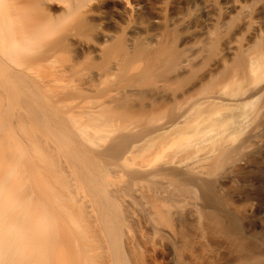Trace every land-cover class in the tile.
Masks as SVG:
<instances>
[{
  "label": "bare ground",
  "instance_id": "1",
  "mask_svg": "<svg viewBox=\"0 0 264 264\" xmlns=\"http://www.w3.org/2000/svg\"><path fill=\"white\" fill-rule=\"evenodd\" d=\"M186 3L195 9L192 16L174 14L167 24L179 22L186 40L201 37L188 52L204 50L213 29L225 27L233 16L259 40L239 45L234 37L222 38L232 66L216 82L204 83L202 93L188 91L168 114L147 111L126 122L109 117L89 137L71 143L87 157L85 163L73 152L69 156L71 172L81 182L73 210L54 208L51 214L53 208L45 209L49 203L30 198L18 174L21 148L11 161L0 144V264H264V226L262 247L253 252L254 234L240 224L242 209L225 193L234 168L248 164L252 147L264 146V101L258 103L264 98V0ZM161 22L150 20L156 27ZM136 30L129 27V42ZM155 39V33L148 35ZM188 54L179 57L180 67L190 62ZM215 58L222 61L219 52ZM2 123L0 129H7ZM239 132L243 139H232ZM96 133L100 142L93 144L89 138ZM232 152L237 156L231 162ZM52 165L45 160L47 171L55 169ZM42 210L51 211L53 223Z\"/></svg>",
  "mask_w": 264,
  "mask_h": 264
},
{
  "label": "rangeland",
  "instance_id": "2",
  "mask_svg": "<svg viewBox=\"0 0 264 264\" xmlns=\"http://www.w3.org/2000/svg\"><path fill=\"white\" fill-rule=\"evenodd\" d=\"M192 9L186 0H0V124L7 127L0 129V144L11 161L21 148L18 174L30 198L49 203L44 208L51 211L73 210L81 182L71 172L69 156L73 152L76 160L87 162L74 145L79 136L85 138L109 117L126 122L147 111L168 114L188 91L202 93L232 66V52L222 50V38L234 37L239 45L259 40L258 33L240 29V19L233 16L225 27L213 29L205 51L188 52L201 37L186 40L179 22L167 21L174 14L191 17ZM153 17L162 24L152 26ZM253 17L259 19L258 13ZM132 25L139 30L129 42ZM152 33L156 39L149 41ZM217 50L222 61L215 58ZM186 52L190 62L180 67L179 57ZM89 139L100 142L97 133ZM46 159L55 169H45ZM246 161L234 168L235 179L225 193L232 206L242 209L240 224L250 227L254 239L249 247L257 252L264 226V146L252 147ZM247 206L250 212L244 211Z\"/></svg>",
  "mask_w": 264,
  "mask_h": 264
}]
</instances>
